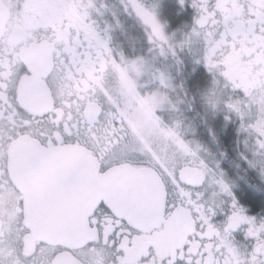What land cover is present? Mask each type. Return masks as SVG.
I'll return each mask as SVG.
<instances>
[{
	"label": "snow or ice",
	"instance_id": "6c2138e0",
	"mask_svg": "<svg viewBox=\"0 0 264 264\" xmlns=\"http://www.w3.org/2000/svg\"><path fill=\"white\" fill-rule=\"evenodd\" d=\"M123 3L144 26L145 55L110 46L100 0H0V199L9 207L0 264H264V218L245 215L179 121L164 122L159 111L175 109V89L156 63L188 49L206 64L207 103L235 113L264 157V75L242 82L221 63L227 40L264 29V0H246L244 10L191 0L196 18L180 39L165 32L155 3ZM73 7L79 20L65 31ZM257 165L264 176V158ZM220 211L227 219L217 226ZM34 214L62 233L38 238ZM241 225L250 249L233 240Z\"/></svg>",
	"mask_w": 264,
	"mask_h": 264
},
{
	"label": "flooded vegetation",
	"instance_id": "af4514ba",
	"mask_svg": "<svg viewBox=\"0 0 264 264\" xmlns=\"http://www.w3.org/2000/svg\"><path fill=\"white\" fill-rule=\"evenodd\" d=\"M151 1L154 0H145V3L149 5ZM161 2L163 6L177 5L178 10L175 17L180 23L179 28L183 27L187 31L191 29L196 18V10L192 7L191 0H185L184 4H181L180 0H161ZM100 3L104 5V8L102 15L98 17L99 26L102 29H108L110 46L129 58L145 55L148 47L145 41L144 28H139L138 18L130 10L125 9L123 0H100ZM223 3L226 8L238 7L244 10L246 0H223ZM247 13L249 17H254L257 14V9L249 7ZM78 20L79 13L73 7L65 13L61 23L64 30L67 31L75 26ZM262 33H264V29L226 41L228 52L221 61L224 65V75L242 82H249V77L264 75V34ZM178 57V60L172 57L159 58L156 62L157 66L162 68L166 75L170 77L175 89L172 93V99L176 107L174 110L169 109L171 112L176 111L172 118L173 123L179 121L181 132L185 138L187 116H191L194 126L188 134L196 137L200 146V155L213 163L223 174V179L229 184L233 197L239 206L245 210V215L250 216V213H248L250 207L243 206L239 202L238 194L242 189L249 190L252 185H259L262 188V198H264V176H261L258 165L253 166V162L264 157H261L256 148L254 136H250L246 130L243 129L242 135L237 134L236 130L229 127L225 131L219 132L217 130L220 119L228 125L229 122L226 118L224 120L222 118L225 116L219 115L217 108L204 109L203 96L200 92L195 93L198 89L187 87L188 69L191 71L192 82L199 80L206 85L203 93H206L207 89L211 87L212 74L208 71L206 64L198 62L194 58L192 52L188 56L187 49L181 50ZM107 68L108 65L102 64L96 69L99 75L92 77V79L99 82ZM156 87L157 84L154 82L142 88L141 91L143 94H148L155 91ZM237 129L240 130V127ZM248 136L249 138L246 139ZM40 183L41 181L38 184L33 182V185L38 186ZM225 199L229 201V204L225 207L228 209L227 214H230L231 198ZM8 213L9 207L5 197L0 199V216H6ZM227 214L224 211L217 212L212 217V222L217 226L222 225L227 219ZM252 217L257 220L264 218V206L254 211ZM246 231L247 225H241L233 231L232 237L237 246L250 249L253 246V241L246 236Z\"/></svg>",
	"mask_w": 264,
	"mask_h": 264
},
{
	"label": "rangeland",
	"instance_id": "374dc122",
	"mask_svg": "<svg viewBox=\"0 0 264 264\" xmlns=\"http://www.w3.org/2000/svg\"><path fill=\"white\" fill-rule=\"evenodd\" d=\"M152 3H155L156 4V15H157V18L159 20V22L164 26V30L167 34L169 35H172V34H175L176 38L177 39H180L181 36H182V33L184 32H187V30L185 28H179L178 27H173L172 26V22H171V18H172V15H171V10L173 12V10H175L177 12V5H173V4H170V5H167V6H163L162 5V2L161 0H154V1H151L149 5H151ZM176 16V15H174ZM145 41L147 42V47L149 46L148 45V41L147 39L145 38ZM190 54V51L187 49V55ZM209 90V88L207 89V91ZM200 94L203 96L204 98V101H203V108L204 109H208V110H211L212 107L207 103L206 101V97H205V94L200 92ZM215 108H217V113L221 116H225V117H222L223 120L224 118H226V120L232 124L235 129H236V132L237 134H243V129L241 127L242 125V121L241 119L235 114V113H232L230 112L226 105H224L223 103H221L220 105L216 106ZM188 112V110H187ZM176 111H173L171 112L169 109H164V110H161V112L159 114H161L162 116V119L164 120L165 123H173L174 120H172L173 116L175 115ZM189 114V112H188ZM187 124H186V130H185V139L188 140V141H191L193 142L194 144H198L197 143V139L196 137L188 134L189 130H193L192 129V126H194V122L191 121V116L188 115L187 116ZM240 127V130H238L237 128ZM247 132V131H246ZM249 133V132H248ZM195 134V133H193ZM249 135L251 136V134L249 133ZM248 137H246V139H248Z\"/></svg>",
	"mask_w": 264,
	"mask_h": 264
},
{
	"label": "trees",
	"instance_id": "16d2710c",
	"mask_svg": "<svg viewBox=\"0 0 264 264\" xmlns=\"http://www.w3.org/2000/svg\"><path fill=\"white\" fill-rule=\"evenodd\" d=\"M171 22H172V26L173 27H178L180 25V23L178 22L177 18L174 15H177V12L175 10H171ZM138 25L140 29H143L144 26L142 25V23L140 22V20L138 19ZM191 71L190 69H188L187 72V87L191 88V89H198L195 93L201 92L203 90L206 89V85L203 84V82H200L199 80H194L192 82L191 80ZM229 127L230 129L232 128V130L234 129V126L229 124L227 125V123H225L224 121H222L221 119L219 120V124H218V129L219 132L221 131H225L226 128ZM223 133V132H222ZM226 134V132H225ZM261 191L262 188L261 186L257 185L254 186L252 185V187L248 190H243L238 194V200L239 202L243 205V206H249L248 208L250 210H248V213H250L249 215L252 217L253 212L259 210L261 207L264 206V198H262L263 196L261 195Z\"/></svg>",
	"mask_w": 264,
	"mask_h": 264
},
{
	"label": "water",
	"instance_id": "95a60500",
	"mask_svg": "<svg viewBox=\"0 0 264 264\" xmlns=\"http://www.w3.org/2000/svg\"><path fill=\"white\" fill-rule=\"evenodd\" d=\"M41 177H36L33 182L38 184ZM36 236L40 239H51L59 236L63 229L62 226L52 218H46L34 214L31 218Z\"/></svg>",
	"mask_w": 264,
	"mask_h": 264
}]
</instances>
